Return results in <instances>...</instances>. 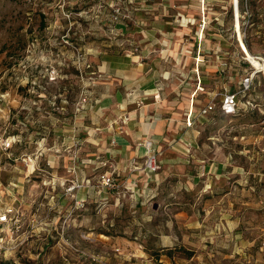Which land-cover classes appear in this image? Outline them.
Masks as SVG:
<instances>
[{"label":"rangeland","instance_id":"obj_1","mask_svg":"<svg viewBox=\"0 0 264 264\" xmlns=\"http://www.w3.org/2000/svg\"><path fill=\"white\" fill-rule=\"evenodd\" d=\"M230 3L0 0V210L19 211L0 264H264V105H244L264 84L219 110L249 67ZM241 21L263 54L259 19ZM135 80L181 123L193 107L196 146L153 172L110 139L124 115L107 98Z\"/></svg>","mask_w":264,"mask_h":264},{"label":"crops","instance_id":"obj_2","mask_svg":"<svg viewBox=\"0 0 264 264\" xmlns=\"http://www.w3.org/2000/svg\"><path fill=\"white\" fill-rule=\"evenodd\" d=\"M130 62L134 63L135 60L131 58ZM159 90L160 87L157 83L151 82L149 88L144 89V82L135 80L132 81L130 89L124 95L116 89L107 98L111 106H120V115H124L123 123L120 126H117L116 120H113L115 124L112 127L110 139H113L116 151L120 152L119 155L126 158L130 164L129 159H139L145 155L144 147L141 144L143 139L148 138L154 142L157 154L164 149L175 150L180 146H196V129L188 128L186 118L185 122H180L179 110L169 113L167 104ZM136 96H138V107L133 102ZM188 108L186 105V109ZM112 125L113 123H110L109 126ZM182 131L185 134L183 136L181 135Z\"/></svg>","mask_w":264,"mask_h":264},{"label":"built area","instance_id":"obj_3","mask_svg":"<svg viewBox=\"0 0 264 264\" xmlns=\"http://www.w3.org/2000/svg\"><path fill=\"white\" fill-rule=\"evenodd\" d=\"M202 7V12L204 13V1L205 0H197ZM230 10L233 18V29L236 35V39L241 50L242 45L247 48L245 43L246 29L241 25L243 20L246 24H250L253 15H256L259 19V27L261 28L260 38L264 46V0H230ZM254 10L255 13H252ZM245 23L243 25H245ZM246 27V25H245ZM249 54L246 51L241 50L243 55L241 56L243 61H246L249 64V67L245 69L242 73L241 79L239 81V86L236 91L233 92H225L222 94L221 101L219 103V110L223 115H232L237 112L239 109V105L246 96V94H250L254 82L257 80L264 84V53L263 54H252L247 48ZM244 105L249 110L256 109L257 111H261V106L264 105V98L257 97L256 99L244 100ZM214 104L212 102H208L202 106V108L197 112V115L202 116L209 114L212 112L214 108ZM262 113V111H261ZM193 110L192 107L187 113L186 125L190 126L192 124L191 119L193 118ZM263 115V114H262ZM262 120L264 122V115L262 116ZM144 147V153L146 155L144 167L150 172L156 171L158 169L156 151L154 149V142L151 139H143L141 142ZM134 162V159H133ZM107 180H109L107 178ZM19 211L13 205H6L0 210V230L1 226L4 224L13 225L18 222ZM2 231V230H1ZM4 239L0 232V246L4 243Z\"/></svg>","mask_w":264,"mask_h":264},{"label":"bare ground","instance_id":"obj_4","mask_svg":"<svg viewBox=\"0 0 264 264\" xmlns=\"http://www.w3.org/2000/svg\"><path fill=\"white\" fill-rule=\"evenodd\" d=\"M241 50H244V51H246V52H247V54H249V52H248L247 48H246L244 45H242V47H241Z\"/></svg>","mask_w":264,"mask_h":264},{"label":"trees","instance_id":"obj_5","mask_svg":"<svg viewBox=\"0 0 264 264\" xmlns=\"http://www.w3.org/2000/svg\"><path fill=\"white\" fill-rule=\"evenodd\" d=\"M254 16V15H253ZM253 18V17H252ZM260 28V27H259ZM261 29V28H260ZM260 33H261V31H260Z\"/></svg>","mask_w":264,"mask_h":264}]
</instances>
